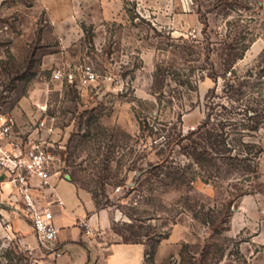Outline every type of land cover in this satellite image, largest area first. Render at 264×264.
I'll return each mask as SVG.
<instances>
[{
  "label": "rangeland",
  "instance_id": "obj_1",
  "mask_svg": "<svg viewBox=\"0 0 264 264\" xmlns=\"http://www.w3.org/2000/svg\"><path fill=\"white\" fill-rule=\"evenodd\" d=\"M236 54V106L263 104L264 0H0V115L54 144L63 179L104 186L115 234L143 244L147 264H264V153L258 179L222 167L205 183L182 150L229 106L222 76ZM79 64L96 87L54 78ZM245 135L264 148V125ZM7 250L32 264L52 255L3 207L0 264Z\"/></svg>",
  "mask_w": 264,
  "mask_h": 264
},
{
  "label": "built area",
  "instance_id": "obj_2",
  "mask_svg": "<svg viewBox=\"0 0 264 264\" xmlns=\"http://www.w3.org/2000/svg\"><path fill=\"white\" fill-rule=\"evenodd\" d=\"M54 78L88 90L96 87L99 76L92 66L79 64L64 72H55ZM20 128L13 116L0 115V206L22 215L31 225L39 244L55 254L59 229L54 223L52 207L63 205V202L50 180L53 177L63 179V160L54 150V144L48 145L35 133L26 136ZM47 189L53 190L48 197L45 196Z\"/></svg>",
  "mask_w": 264,
  "mask_h": 264
},
{
  "label": "trees",
  "instance_id": "obj_3",
  "mask_svg": "<svg viewBox=\"0 0 264 264\" xmlns=\"http://www.w3.org/2000/svg\"><path fill=\"white\" fill-rule=\"evenodd\" d=\"M82 29L86 33V37L91 39L92 34L85 24H82ZM242 57L243 54L233 55L232 60L228 62L227 68L224 70L222 76L224 79L223 97L226 98L229 106L225 104L218 105L222 110L221 114L218 115L220 117L217 119L218 123L212 124V116L209 113L205 122L196 131L183 138L184 141H187L182 149L183 154L190 158L193 164H196L207 173L208 176H202L205 183L211 181V178L217 177L222 167L239 171L242 173V177L258 179V160L264 153V148L256 143L244 142L243 137L246 136V133L259 131L264 125V103L257 104V106L253 103L236 106L233 100L236 93L235 86L232 83L233 79L227 78V75L229 77L235 75L233 66ZM258 76L264 78V67L260 70ZM240 91L239 88L238 92L240 93ZM238 109L242 110L237 113ZM239 115L242 120L238 123L239 125H235L236 133H233L240 136V138H230L233 133L230 130L228 131L227 128L233 126L232 120ZM163 171V167L158 166L152 175L159 177ZM68 181L75 184L72 180ZM88 192L92 195L98 210L108 209L113 205L106 195L104 186L100 194L97 191ZM0 208L2 207L0 206ZM2 257L7 264H32L31 259L24 255L15 254L13 250L5 251Z\"/></svg>",
  "mask_w": 264,
  "mask_h": 264
},
{
  "label": "crops",
  "instance_id": "obj_4",
  "mask_svg": "<svg viewBox=\"0 0 264 264\" xmlns=\"http://www.w3.org/2000/svg\"><path fill=\"white\" fill-rule=\"evenodd\" d=\"M50 183L63 202L52 207L59 236L55 254L47 260L50 264H147L143 244L125 243L115 234L112 228L115 214L110 209L98 210L92 195L67 179L53 177ZM52 192L47 189L45 196ZM37 195L42 196L40 192ZM41 202L46 203L42 197ZM14 225L24 234L30 232L23 220Z\"/></svg>",
  "mask_w": 264,
  "mask_h": 264
}]
</instances>
